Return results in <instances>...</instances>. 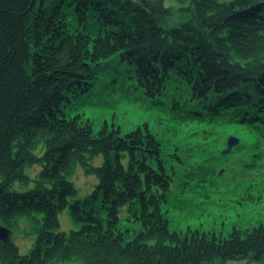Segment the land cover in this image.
Returning a JSON list of instances; mask_svg holds the SVG:
<instances>
[{
  "label": "trees",
  "instance_id": "1",
  "mask_svg": "<svg viewBox=\"0 0 264 264\" xmlns=\"http://www.w3.org/2000/svg\"><path fill=\"white\" fill-rule=\"evenodd\" d=\"M178 1L164 26L145 0H0V218L37 233L0 264L264 261V218L171 225L264 197V0Z\"/></svg>",
  "mask_w": 264,
  "mask_h": 264
},
{
  "label": "rangeland",
  "instance_id": "2",
  "mask_svg": "<svg viewBox=\"0 0 264 264\" xmlns=\"http://www.w3.org/2000/svg\"><path fill=\"white\" fill-rule=\"evenodd\" d=\"M148 7L153 10L156 16L159 18V21L164 26H174V24L179 23L183 20L181 7L178 0H145ZM82 111L86 112L87 115L92 116L94 118L98 117L100 114L99 109L96 106L89 105L88 107L80 106ZM132 110L129 114L133 113ZM230 137L240 138L236 135H231ZM228 141L225 148L222 150V154H225L224 150L228 148ZM238 142V143H239ZM236 145V144H235ZM234 145V146H235ZM234 149V148H233ZM232 149V150H233ZM232 150L226 154H230ZM235 159V157L233 158ZM102 157L96 159L95 163L100 164ZM29 173H34V169H28ZM221 172H224L222 169ZM73 181L75 185H77L79 189V196L83 197L84 195L93 191L96 187V183L98 182V178L96 175L87 174L83 168V166H79L75 175L73 176ZM15 188L22 189L21 186L17 183ZM223 199L217 200L214 204H204L206 209L204 210V215H199V217L187 216L184 213H179L178 211H173L171 216V225L172 228H187L189 225L199 226L200 224L204 227L211 226L210 224H215L220 227L224 224L229 227L235 222L237 217H239L242 221L244 219L261 217L264 218V197L259 200V202L255 204H248V206H242L241 202L238 200L232 201L235 198H230L232 195L230 194H222ZM216 200V199H215ZM227 202V204H226ZM226 204V207L225 205ZM127 207L123 208L121 211V216L126 220ZM59 219L61 221L60 230H64L66 232H70L73 229L80 228V224L72 218L69 209H65L60 213ZM20 224L18 229L13 231L12 238L17 243L21 253L30 252L31 248L35 245V241L37 238V233L33 231L32 224L28 218L23 217L20 220ZM0 224L1 218H0ZM264 261L257 260H243V259H229L228 261H222L221 259H217L214 262H207L206 264H263Z\"/></svg>",
  "mask_w": 264,
  "mask_h": 264
},
{
  "label": "water",
  "instance_id": "3",
  "mask_svg": "<svg viewBox=\"0 0 264 264\" xmlns=\"http://www.w3.org/2000/svg\"><path fill=\"white\" fill-rule=\"evenodd\" d=\"M238 142H239V139L235 137H230L228 141V148H226L224 152L225 153L230 152L234 148V145L237 144ZM13 233H14L13 230L9 229L3 224H0V239L10 240L12 239Z\"/></svg>",
  "mask_w": 264,
  "mask_h": 264
}]
</instances>
